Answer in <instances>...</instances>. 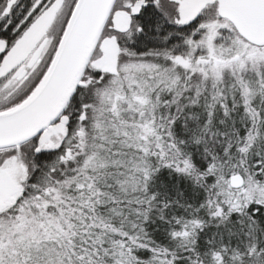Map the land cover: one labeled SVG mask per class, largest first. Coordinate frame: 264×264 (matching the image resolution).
<instances>
[{"label":"snow or ice","instance_id":"1","mask_svg":"<svg viewBox=\"0 0 264 264\" xmlns=\"http://www.w3.org/2000/svg\"><path fill=\"white\" fill-rule=\"evenodd\" d=\"M0 264H264V0H0Z\"/></svg>","mask_w":264,"mask_h":264}]
</instances>
